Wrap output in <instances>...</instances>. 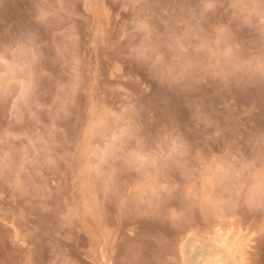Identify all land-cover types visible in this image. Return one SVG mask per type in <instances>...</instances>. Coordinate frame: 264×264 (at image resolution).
Here are the masks:
<instances>
[{
	"label": "rangeland",
	"instance_id": "obj_1",
	"mask_svg": "<svg viewBox=\"0 0 264 264\" xmlns=\"http://www.w3.org/2000/svg\"><path fill=\"white\" fill-rule=\"evenodd\" d=\"M206 2L0 0V35L44 37L34 65L24 53L12 69L0 65V89L19 92L11 81L33 80L27 100L0 108V264H120L129 252L142 264H184L195 252L198 261L213 258L203 230L182 236L158 209L182 207L189 188L193 197L231 194L234 169L259 153L264 91L251 76L258 10L245 7L250 0H217L204 10ZM142 17L186 49L168 55L183 86H165L150 69L133 77L110 59L112 42L124 43ZM181 143L199 145L205 166L178 151ZM116 187L133 189L138 211L121 214ZM52 202L63 211H41ZM218 215H226L222 205L212 209V219ZM189 216L198 229L208 223L198 203ZM257 223L251 213L228 216L221 230L228 238L234 228L231 239L247 251L241 233ZM253 251L262 264L264 248Z\"/></svg>",
	"mask_w": 264,
	"mask_h": 264
},
{
	"label": "snow or ice",
	"instance_id": "obj_2",
	"mask_svg": "<svg viewBox=\"0 0 264 264\" xmlns=\"http://www.w3.org/2000/svg\"><path fill=\"white\" fill-rule=\"evenodd\" d=\"M264 4V0H261ZM217 5V0H208L204 3L203 9L208 10ZM151 4H140L139 7H151ZM237 5H234V7ZM131 7V5H130ZM260 24L262 26V32H264V8H262L260 14ZM158 25H154L150 17H142L135 22L132 29V34H126L124 43H118L113 41L111 46L116 49L110 56V59L118 60L119 63L125 64L126 72L131 73L134 77L137 74H143L140 69H150L153 79L161 82L165 86H183V79L173 75L174 65L169 62L168 55L170 48H177L181 52L186 49L181 47L179 41H173L170 34H165L162 28ZM98 38L100 33L98 32ZM44 39L42 34L35 31L26 32L23 37L18 41L14 40L10 36L0 35V65H3L6 69H12L17 61L19 53H24L30 57V65H34L37 60V54L34 51V45L38 40ZM12 40L10 43L9 41ZM131 41V43H129ZM99 42V39H98ZM203 46V45H201ZM126 57V59H122ZM191 67V60L185 66V73L182 74L184 78H187L188 69ZM114 71H119V65L116 66ZM8 73L6 72L5 75ZM26 75L31 77L32 71L29 65H26ZM252 78L258 79L261 90L264 91V56L261 57V62L258 66L251 70ZM10 83H16L19 86V92L15 89H0V108L5 112L11 106L15 108L13 100L19 102L21 99L27 100L26 90L30 91L33 86V80L28 79L27 82L24 80L16 79ZM261 114L264 115V104L260 105ZM151 131V126H146L144 132V138H148V133ZM259 153L258 156H252L248 159H242L240 166L235 168L232 174L239 175L242 171L249 173L250 175L256 172L264 173V125H262L261 134L258 140ZM199 145H193L191 149L187 145L180 144L177 146V150L182 152L184 155L193 157V160H199L200 166L203 167L206 161L199 157L195 151V148ZM222 159V158H220ZM215 162V160L213 161ZM258 165V167H257ZM232 167L231 165L229 166ZM256 185L251 181L247 187L241 189L239 193L232 191L231 194L221 192L219 194L213 193L209 195H197L192 196L191 188L188 189V200L182 207L170 205L167 203H161L158 209V215L167 223H170L174 228L178 230L180 235L191 236L193 232H199L203 230L205 244L211 245L209 251L213 253V258L204 260L203 262L196 259V255L201 253L197 252L192 259H186L184 264H257L254 259V251L257 250V245L264 248V197L257 196L254 191ZM106 192L111 191L110 188L104 189ZM116 201L120 209L121 214L138 211L136 208V198L132 195L133 189L127 188L121 190L116 187ZM170 190L165 187L164 192ZM174 191V190H172ZM183 199V195L180 196ZM194 203H198L199 207L203 210L206 218L208 219L207 224L201 223L199 229L197 225L191 221L189 216V208ZM223 206V210L226 213L225 216H217L216 219H212L213 207ZM259 210L261 218L259 222L250 227L248 233H241L243 239L247 242V251L238 250L236 245L233 243L232 237L236 236L235 229L228 231V240L224 242V232L221 230L223 221L228 216L237 217L246 214L250 211ZM41 211L44 213L59 214L63 211V208H57V204L52 202L50 205L44 206ZM70 215V213H69ZM155 215V213H153ZM67 219V217H66ZM221 221V223H217ZM235 221L233 220V223ZM238 239V237H237ZM236 258L233 259V255ZM132 253L129 252L120 264H142L141 261L134 260L131 258ZM22 264H32V262H22ZM39 264V262H35ZM57 264L62 262L57 261ZM264 264V262H262Z\"/></svg>",
	"mask_w": 264,
	"mask_h": 264
},
{
	"label": "clouds",
	"instance_id": "obj_3",
	"mask_svg": "<svg viewBox=\"0 0 264 264\" xmlns=\"http://www.w3.org/2000/svg\"><path fill=\"white\" fill-rule=\"evenodd\" d=\"M226 3L227 0H224ZM235 4L232 6L234 7ZM247 8H253L257 9L259 12V19H260V14L262 11V8H264V4H262L261 0H250L248 4L245 5ZM261 27V33L260 37L258 40V45H253L252 47L256 48L258 47L259 50V64L261 62V57L264 56V32H262V26ZM244 50H247V46H245ZM254 67H256L254 65ZM231 181L234 183L235 187L232 189V191H235L237 193L240 192L241 189H244L247 187L248 183L251 181L256 185L254 191L258 193V196L264 197V173L261 172H256L255 174L250 175L249 173H243V174H232L231 175ZM161 200H164L167 198V194L161 193L160 194ZM248 213H251L253 216H255L256 220L259 222L261 218V214L259 210L256 211H250ZM256 253H254V259H255ZM256 261V259H255Z\"/></svg>",
	"mask_w": 264,
	"mask_h": 264
},
{
	"label": "bare ground",
	"instance_id": "obj_4",
	"mask_svg": "<svg viewBox=\"0 0 264 264\" xmlns=\"http://www.w3.org/2000/svg\"><path fill=\"white\" fill-rule=\"evenodd\" d=\"M227 233H228V232H227ZM238 234H239V233H238ZM226 237H227V236H226ZM226 237H224V242H226V241L228 240V238H226ZM238 239H239V238H238ZM240 240H241V239H240ZM235 242H236V241H235ZM235 242H233V243L236 245ZM190 244H191V243H190ZM196 246H197V245H196ZM196 246H194V247H196ZM198 246H199V245H198ZM188 247H189V246H188ZM205 247H206V246H205ZM236 247H237V246H236ZM198 248H199V247H197V249H198ZM237 249L240 250L239 247H237ZM193 250H194V248H193ZM195 250H196V248H195ZM203 251H204V250H203ZM189 252H190V251H189ZM200 252H202V251H200ZM205 253H206V251H205ZM212 254H213V253H212ZM193 255H194V254H193ZM193 255H192V256H193ZM195 255H196V252H195ZM202 255H203V254H202ZM236 255H237V254H234V255H233V259L236 258ZM192 256H191V257H192ZM189 258H190V256H189ZM203 258H204V257H203ZM203 258H202V259H203ZM210 259H211V258H210ZM197 260H198V259H197ZM204 260H205V259H204ZM207 260H209V259H207Z\"/></svg>",
	"mask_w": 264,
	"mask_h": 264
}]
</instances>
